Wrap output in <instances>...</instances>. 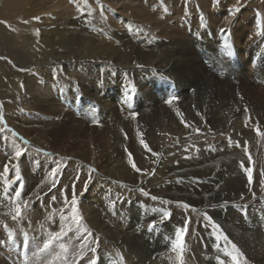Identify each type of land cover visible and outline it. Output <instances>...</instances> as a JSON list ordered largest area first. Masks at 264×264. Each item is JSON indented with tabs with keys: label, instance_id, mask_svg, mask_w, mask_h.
<instances>
[{
	"label": "bare ground",
	"instance_id": "6f19581e",
	"mask_svg": "<svg viewBox=\"0 0 264 264\" xmlns=\"http://www.w3.org/2000/svg\"><path fill=\"white\" fill-rule=\"evenodd\" d=\"M64 1L59 0L53 3L54 7L48 5L52 3L51 0H16V3L13 2L14 7L18 5L21 10H24L23 13L27 17L24 19L32 20V17L36 18L47 12L56 17V19L39 17L40 20H36L35 23H28L29 35H27L19 33L15 26L9 22L12 20V14L9 13L11 11L9 7H12V3L9 0H0V21L6 22V24H0V57L10 59L15 57V60L0 59V103L6 109V119H8L9 124L13 125L18 134L30 142L31 147L33 146L27 148L12 134L5 132L4 129L0 131V149L3 146L5 151V153L0 151V221L9 222L12 220L11 213L16 201L10 200L9 197L14 196L18 184L25 183L28 185L27 188L23 185L21 193V199L26 202L29 195H31L29 198L33 197L34 199V197H38L42 189L44 190L45 187L52 184L51 171L56 169L60 163L57 162V159L36 155L35 151L41 149L47 152L53 151L60 158H68V161L62 176H60L61 179L65 180L62 188L57 189L56 186L53 188L56 194L60 193V198L56 199L57 195L48 193L42 199L43 202L41 203L43 204L38 205L40 206V213L48 218L60 210L63 216L69 217L71 215L69 206L64 203V198L67 196L70 201L73 192H75L79 202L80 214L83 217V226L90 229L92 233H96L103 242L108 240L111 243L110 246L116 250L120 260L123 256V261H121L123 264H145L148 260L144 256V254L146 255L144 248L129 241L159 235L156 234L159 227H165L170 229L171 233H175L181 224L183 226L186 224L187 219L180 208L177 209L176 215L171 214V221L168 219L162 223L159 222L163 216V211L169 212L170 210L165 208L162 202L164 199L174 203L177 201L188 203L192 208L199 207L203 210L209 208L211 204L219 202L220 205H226L230 211H227L226 214L220 210L213 212L216 214L213 215V218L220 220L226 216L225 225L230 231H233L231 234L234 243L238 248L241 247L244 250V255L248 261L252 264H264V235L253 234L254 236L246 238L245 233L242 234L241 232L242 229L250 231V228H247L249 225L244 226L245 224L236 219L237 210L235 208L242 203L240 199L243 196L250 195L252 192L262 194L256 201L261 202L260 199H264V191L261 190L260 184L262 178L256 172L260 157L254 148L256 145L254 138L258 135L254 134L252 129L258 124L261 131L264 132V95L261 97L249 89L246 81L263 79L255 76L259 72H250L248 75L249 72L242 70V65L238 70H234L239 59L241 64L250 65L251 70L256 69L254 61L257 48L255 43L248 42L240 47L239 43L235 42L238 48L235 44L234 46L236 50L239 49L240 55L234 57L232 54L224 55L220 51L217 53V49L212 53L206 49L211 50L205 44L206 48L197 44L190 45L191 42L193 43L195 35L203 31L206 34V27L212 32L216 41V35L221 32V29H228L236 22L243 25L244 33L251 34L252 31L256 33L260 29V23L253 15H249L252 9L238 12L232 16L231 13L227 12V9H232L229 6L237 0H227L225 4H222L224 1L221 3V0L218 4L214 3V0H163V3L173 11L174 21L181 29L167 33L166 27L163 29L160 27L161 36L169 38H162V42L166 45L168 42L176 40L175 43L173 42L174 44L172 43L173 46H179L182 50L176 52L167 50L163 56L165 63H161L160 61H163L161 57L154 58L159 60L157 62L152 60L139 61L142 59L140 54L132 56L134 60L125 59L121 55L115 54L111 49L106 51V47H99L103 40L95 38V36L94 38L87 37L86 31V33L83 32L84 35L81 34L78 29L79 22L78 26L75 27L74 23H65L60 19L62 5L68 6V4L65 5ZM120 1L121 3L119 2L117 5L125 6L135 19L150 22L152 25L155 24L156 17L153 16L151 19L144 17L145 13L150 10L158 12L155 7L157 5L151 0L147 1V5L144 4L146 0ZM71 2L76 9L82 6V1L71 0ZM42 4L47 6H42ZM26 6L28 9H24ZM41 6L44 8L42 9ZM158 7L159 11H165L161 8V4ZM201 12L204 15L203 18L200 16ZM258 15L256 16L258 17ZM159 17H161L159 20H165L164 17L166 16L160 15ZM203 21L206 23L204 27L202 26ZM81 22L83 23V21ZM163 23L160 20L161 26ZM108 26L110 27V24ZM71 27L74 28L71 29ZM119 29L125 28L119 27ZM37 30L40 31L39 35L36 34ZM226 50L227 52L230 50L228 43L224 51ZM247 51L250 55L245 60L243 56ZM203 60L206 62L205 65L202 64ZM33 61H40L43 64L32 67H30L32 63L26 65V63ZM248 61L250 63H247ZM115 63L121 65L119 68H122L119 71H117V67L115 68ZM143 64L146 68L137 74L134 73L133 68ZM262 64H264V59ZM56 65H58V69H56ZM21 68L26 70L20 71ZM158 70L159 73L164 71L168 79L174 80L178 84L179 92L176 96H168L169 93L164 92L160 86H154L153 89L159 87L161 92L149 90V87V89L146 88L148 82L157 78L151 72H158ZM124 71L128 74H124ZM131 74L136 75V80L131 78ZM163 76L162 78H164ZM262 85L264 86V84ZM123 90L141 92L137 98L128 99L122 93ZM193 90L197 92L193 93ZM253 90L256 91V88ZM257 91L264 93V89ZM173 97L176 98L173 103H167ZM79 106L81 108L77 110ZM245 109L251 111L248 127L242 126L244 117L248 115L247 113L245 115ZM185 124H188V127H185ZM197 128L200 131L214 133L217 134L216 136L224 135L225 137L214 142V148L191 152V155L184 159L186 154L184 150L175 154H168V149H171L173 144L179 143L185 136L193 137L196 135L197 132L194 129ZM0 129H2L1 126ZM142 139L148 144L151 151L143 147ZM230 139L231 144L229 143ZM260 141L261 145L264 146V138ZM236 143H239L241 147H236ZM244 147H247L248 154H251L253 163L248 162L247 156L242 150ZM16 148L25 149V155L18 162L12 159ZM152 152L159 153V156H153ZM129 153L132 154L133 162L141 168L142 172L146 173L145 175L137 173L131 167ZM241 161L245 163L246 167L253 169L251 187L245 179L246 174L240 168ZM6 164L9 167L8 173L3 171ZM14 164H18L21 171L22 181L20 182L15 180ZM87 165L97 172H94L95 174L87 172L85 175L89 183H87L85 200L82 201L83 172ZM153 171H156L155 175L150 177L154 173ZM76 173L81 174L79 177L81 179L72 182ZM89 175H91V180H89ZM55 180L57 179L55 178ZM183 180L186 181L182 182ZM114 181L125 185L127 190L128 188L129 190L144 188L150 196H157L160 201H152L145 196H136L135 193L131 192L128 194L129 192L127 193L126 190L117 189L113 185ZM73 184L75 185L74 188ZM197 186L201 188V195L199 194L200 188L197 189ZM64 190L65 193L62 194ZM53 196L56 201H59L56 202L58 203L57 206L55 203L56 208L49 205ZM248 200L244 202L247 203ZM249 204L255 205L253 201ZM242 210L238 214H241ZM24 213L25 208L23 209V218L19 222L12 220L9 223L14 227L17 226L20 230H24V225H27ZM34 222L36 223L35 220ZM70 222V220L61 221L65 228ZM153 223L156 224L155 228H151ZM201 228L203 233H209L208 227L203 225ZM191 242L193 241L191 240ZM197 242L199 243V240ZM152 245L159 248V243L155 241ZM101 251L104 254H96L98 259L106 260L111 257L105 249ZM165 252H161V255ZM167 252L160 258L158 257L157 261L155 260L156 264H177L176 254L171 249ZM193 256L196 255L193 254ZM113 258L115 257L112 256ZM71 259L69 261L72 264ZM186 263L187 251L185 250L184 264ZM81 264L86 263L82 261Z\"/></svg>",
	"mask_w": 264,
	"mask_h": 264
},
{
	"label": "rangeland",
	"instance_id": "374dc122",
	"mask_svg": "<svg viewBox=\"0 0 264 264\" xmlns=\"http://www.w3.org/2000/svg\"><path fill=\"white\" fill-rule=\"evenodd\" d=\"M51 1H52V3L51 4H48V5L53 6V3L58 2L59 0H51ZM65 1H64L65 5L67 6V4H68V6L69 5L70 6H69V8H67L68 6L65 7L64 5H62L63 9H62V11L60 13L61 16H59L60 19H62L65 23H67V22H69V24L70 23L71 24L74 23L76 25L75 27L78 26V22H79L80 25L78 26V29L80 30L79 32L81 34L84 35V33L87 32L86 33V36L87 37H93L94 38V36H95V38L102 39L103 42L101 43V45L99 47H106V49H105L106 51H109L111 49L115 54L121 55L122 58H125V59H133L132 56L140 54V55H142V59H140L139 61H144V60H148L149 61V60H152L154 62H157L159 60H156V59L158 57H161L163 59V56H165L167 50H171V51H174V52L182 50V48L179 47V46H176V45H175V47L173 46V44L176 42V40L175 41H170L166 45L162 42V38H164V39H169V38L164 37V36L163 37L161 36V29H163V28L166 27L165 30H166L167 33L172 32L175 29H181L180 27L177 26V24L174 21V13H173V11L170 9L169 6H167V5H165L163 3V0H151L155 5H157L155 7L158 9V12L157 11L150 10V11L146 12L145 15H144V17L147 18V19H151L153 16L156 17L157 19H156L154 25H152L150 22H147V21H140V20L135 19L133 17V15L127 11V9H126L125 6H122V5L118 6L117 5L119 2L121 3L120 0H114V1L113 0H99V2H97V0H77V1H82V6L77 7L78 10L75 7H73L74 4L71 2V0H65ZM147 1L148 0L145 1V3H144L145 5H147ZM9 2L12 3V7H9L10 10H11V11H9V13L12 14V20H9V22L13 26H15V29L17 31H19V33H23V34L29 35V30H28L29 24L28 23H35L36 22V19L33 18V17H32V20L31 19H24V17H25V15L23 13L24 10H21L18 5H16L14 7V3L13 2L16 3V0H9ZM226 2H227V0H221V3L222 4H225ZM159 4H161V8L162 9H167L168 8L167 11H164V12L159 11V7H158ZM44 5L42 4V6H44ZM45 6H47V5H45ZM135 6H138V5H135ZM240 6H242V7H240ZM229 7L232 8V9H227V12L228 13H231L232 10L235 9L236 7H240V11L239 12L245 11L247 9H252L249 12V15H253L256 19H258L257 21L260 23V26H263V27L261 28L259 26L260 29L256 33H254L252 31L251 34H248V33H244V27H243V25L241 23H239V22H236L230 28L225 29L226 31L224 33L219 32V34L216 35L217 41L215 40V37L212 34V32H210V30L206 27V34L203 31V32H200L197 35H195L194 36V41H193V43L191 42L190 45L197 44V45H202L205 48H206L205 45H207L208 47L211 48V50L209 48H206V49L208 51L212 52V53H214L216 51V49H217V53H219V51H220V53L222 52V54H224V55H226V54H232L234 57H236V55L239 54L238 53L239 52V49L236 50L234 44L238 48V46H237L238 43H239L240 47H243L242 45L243 44H247L248 42L249 43H255V46L257 48L256 49V52H255L256 58H255V61H254V63L256 64V69L253 68V70H251V66L250 65L241 64L240 63V59H239L236 62L237 65L234 68V70H238L240 68V66L242 65L241 66L242 70L249 72L248 75L250 74V72L251 73H258L259 72L255 76L256 77H261L264 80V64H262L263 63V59H264V53H263L264 52V33H263L264 32V0H237L235 3H232ZM26 8L28 9V6H26L24 9H26ZM43 8L44 7H42V9ZM69 9H70V11H69ZM63 10H64V12H63ZM252 11H255V12H252ZM166 12H169V13H166ZM154 13H155V15H154ZM159 14L161 16L162 15H165L166 16V17H164L165 20L164 19H160V20H162L164 22L163 23V26H161V24H160L159 18H161V17H159L160 16ZM200 14H201L200 16L203 18V16H204L203 13L201 12ZM256 15H258L259 18ZM70 16L72 18H74V19L76 18V19L74 20ZM129 16H130L131 19L129 18ZM196 16H197V14H196ZM39 17H41V18L50 17L52 19H56V17L54 15H52V14H50L48 12L45 13V14H43V15H39ZM66 17H68V18H66ZM25 18H27V17H25ZM39 20H40V18H39ZM26 21H27V23H25ZM80 21H83V23L82 22L80 23ZM158 21H159V23H158ZM181 21H182V19H181ZM171 22H173V23H171ZM184 22L187 25L186 20ZM109 24H110V27L108 26ZM165 24H167V25H165ZM205 25H206V23H205V21H203L202 22V26L204 27ZM106 26H107V28H105ZM118 26L121 27V28H125V29H121L120 30ZM98 27H99V29H98ZM160 27H161V29H160ZM167 27H169V28L167 29ZM175 27H177V28H175ZM32 28H31V30H32ZM72 28H74V27H71V29ZM157 28H159V29H157ZM261 29H263V30L261 31ZM98 30H100V31H98ZM111 30H113V31H111ZM167 30H169V31H167ZM95 33H97V34H95ZM245 36H247V37H245ZM250 37H251V39H250ZM235 42H237V44ZM103 43H105V44H103ZM156 43H158L159 45H157ZM227 43L229 44V47H230V50H228V52H227V50L224 51L225 48H226V46H227ZM160 45H162V46H160ZM172 46H173V48H172ZM230 51H231V53H230ZM249 55H250V53L247 51L246 54L243 56V59H245V60L248 59ZM198 56H200V55H198ZM154 58H156V59H154ZM226 58L228 59V57H226ZM4 60H15V57H13V59H10V58L7 57V59H4ZM160 62L161 63H165V60L163 59V61H160ZM205 63L206 62L203 60L202 64L205 65ZM247 63H250V61H248ZM30 64H31L30 67L36 66V65H39L40 66V65L43 64V62L33 61V62H30V63H26V65H30ZM145 64H143L142 66L134 67L133 68L134 73L137 74L140 70L143 71L146 68ZM161 65H165V64H161ZM119 66H121V65H118V64L115 63V68L117 67V71H119L122 68V67L119 68ZM56 67H57L56 69L59 68L58 65H56ZM137 68H139V69H137ZM158 69H159V67H158ZM241 72H243V71H241ZM123 73L124 74H128L126 71H124ZM151 73L154 75V77H157V78H155L153 81H150V82L147 83V86H146L147 89L150 88L149 90H153V91L154 90H158V91L161 92V89L160 88H162L164 92H168L169 93L168 96H176V94L179 92V88H178V84L174 80L168 79L167 76H166V73L164 71H161L159 73V70H158V72L152 71ZM163 75H165V76H163ZM130 76H131V78H133L134 80H136V75L135 74H131ZM162 76L164 78H162ZM124 77H126V76H124ZM233 79L234 78L232 77V80ZM263 80H256V81L251 80V79L246 80L247 81V84L249 85L248 88L251 89L252 91H254L255 93H257L258 95H260L261 97H262V95H264V93H262L260 91L261 89H264V86L262 85V84H264V81ZM156 83H158V84H156ZM127 85L132 86L131 84H127ZM260 85H262V86H260ZM154 86H160V88L157 87L156 89H153ZM253 88H256V91L253 90ZM257 90H259L260 93ZM140 92L141 91H138V90H133V91L123 90L122 91V93L125 96H127L128 99H130L131 97L137 98V95ZM196 92L197 91L193 90V93H196ZM75 106H76V104H75ZM80 108H81V106H79L77 110H79ZM75 110H76V108H75ZM246 113L248 115L246 117H244V119H243V122H242V126L243 127H248V124L250 122V115H249V113H251V111L250 110L249 111L247 110L245 112V115H246ZM0 115H2L4 117V121L6 122V126H7L5 128V124H0V126L2 127V129H4V131L7 132V133H9V134H12V133L9 132V131H7V129H12L13 131H15L18 134V131L15 130V128L13 127V125H10L9 122H8V119H6L7 113H6V109L5 108H3V107L0 108ZM257 125L258 124H256V126ZM256 126H253L252 127L254 134H256ZM259 129L261 131L260 126H259ZM197 134L194 135L193 137L185 136L184 138H186V139L183 138V139L180 140V142L182 144L180 142L177 143V144L175 143V144H173V147L171 149H168V152L169 153L166 152V150H165V152L168 153V154H175L176 152H178L180 150H184L185 151V148H187V149L189 148L187 150L188 152L185 151L186 154L183 157V159H184V158H187L189 155H191V152H198L197 149H199V151H201V150H207V149L214 148L215 147L214 146V142H218V141L222 140L223 137H225L224 135H222V136L221 135L220 136H216L217 134H214V133L212 134V133L205 132V131H200ZM218 134H220V133H218ZM19 137H22V136L20 134H18V136H16L15 138L22 145H25L23 143V141H21L19 139ZM254 139H255V144H256L254 148H255V151L257 153H259V155L258 154L257 155L260 157L259 158L260 161L258 160V168H257V171L256 172L259 175V177H261L262 179H264V177H262L259 174L262 170H264V160H263L264 159V156H263L264 155V146L261 145V141H260L263 138H261L260 136H255ZM25 146L27 148L31 147L30 142L28 141V144L25 145ZM202 146H204V147H202ZM179 147H181V148H179ZM0 151L3 152V153H5L3 146L1 147ZM170 151H172V152H170ZM44 152H47V151H44V150L41 151V152L35 151V154L36 155H40L42 157L57 159V162L59 161V163H60L59 164V169H60L59 176L57 175V177H56V179H57L56 182L57 183H55L56 185H53V183H52L48 187H45L44 190L42 189V191L38 195V197H34V199H33V197L32 198H29L31 195H29L27 197V207L25 208V213H24L25 214V222H26L27 225H24V228H23L24 230H20V229L17 228V226L14 227V225L10 224L9 222H11L12 220H10L9 222L8 221H0V264H65V261L62 258H58V257H62L63 256V252H62V249H61V244H63L67 248V250H68L67 251V256H68L69 259L67 261V264H71V262L69 261L70 258L77 257L78 256V253H79L78 251H80L79 244L81 243L83 237L80 238V239L75 238L76 237L75 228H74L75 226L72 224V222H70L71 224L69 223V225L66 226V229H71V230H69V232H67L68 234L66 236H64L62 240H59L60 242L59 241H54L53 244L50 245L49 248H47L48 251H49V253H48L47 249H44V244L49 239L50 234L55 233V232H57V231L60 230V227L59 226H61V219H60V217L62 215V212H60V210H57L56 213L53 215L54 217L51 216L52 219L49 220L48 218H45L43 216V213H40L41 210H39L40 209V206H38V205L43 204V203H41V202H43L42 199H43V197H46L48 193L50 195L54 194V196L57 195L56 196V199H59L60 198V193H57L56 194L55 191L53 190V188L55 186H56L57 189L58 188H62L63 183L65 182V180L64 179H61L60 176H62L61 174H63V172L65 170V165H66V163L68 161V158L67 159L66 158H64V159L63 158H60L59 155L58 154H55L53 151L47 152V153H51V155H47V156L44 155ZM164 153H163V155H165ZM245 155L247 156L246 153H245ZM6 157H8V154H6ZM259 163H261V164H259ZM61 168H62V170H61ZM85 168L86 169L83 172V176H84V180H83V183H82L83 184V187H84L85 184L89 183L88 182V179L85 177V175L87 174V172H90V169H93L92 167H90L88 165L85 166ZM259 170H261V171L259 172ZM96 172L97 171H95V173ZM153 172L154 173H152L150 175V177H153L155 175V172L156 171H153ZM92 173L95 174L94 172H92ZM76 175H77V173H76ZM76 175L74 174V176H73L74 179H72V182H75L76 181L75 180V176ZM80 175L81 174L79 173V177H81ZM79 179H81V178H79ZM245 179L247 180V176H245ZM184 181H186V180H183L182 182H184ZM117 183L118 182L114 181L113 182V185L117 189H119V190H126L127 193L129 192L128 194H130V192L131 193H135L136 196H139V195L140 196H144L143 193L141 191H139L140 188H135L133 190L130 189V190H132V191H130L129 188H128V190L125 189V185H123L121 183H118V184ZM23 185L26 188L28 187V185L25 184V183H23ZM199 188H200V186H197V189H199ZM216 189H217V187L215 188V190ZM64 193H65V190L62 192V194H64ZM86 193H87V189L84 187V190L81 192V196H82V199L81 200L82 201L85 200ZM201 193L202 192H201V188H200L199 189V194L201 195ZM253 193H255V196H253ZM258 194L259 193H257V192H252L250 195L243 196L240 199L242 201V203H240L239 206H235V208L237 210V213H236L237 217H236V219L237 220L239 219L238 221H241L243 224H245L244 226L249 225V227H247V228H250V231L248 229H246V230L245 229H242V232H241L242 234L245 233L244 236H246V238H248L250 236L252 237V236H254L256 234L257 235H264V233H262V232H264V199H260L261 202L256 201V199L258 197L262 196V194H259V195ZM145 197L148 198V199H150V200H152L150 195L149 196H145ZM251 198H252V201L254 202V204L256 206L249 204L250 202H252V201H250ZM56 199L54 200L55 202L51 199V201L49 202V205L55 206V203L56 202H59V201H56ZM240 200H238V201H240ZM246 200H248L249 202L245 203L244 201H246ZM164 201H165V199H164ZM57 204L58 203H56V206H57ZM217 204H213V205H215V207H212V204H211V206L209 208H206V209L203 210L202 208L200 209L199 207H193V208L191 207L189 209H184L182 207V205H178L177 203H174V202L169 203L168 205L164 203L165 208H169L171 210V211L169 210V212L172 215H176L177 209L180 208V209L183 210L184 217L187 219V221H190V223H187V228H188L190 234L187 232L186 238H185V244H186L185 245V250L187 251V263L186 264H196V263L197 264H206V263L207 264H220V261L221 260H223L225 262V264H227V263L228 264H232L231 258L229 257L230 258L229 259L227 256L225 257V255L223 254V252L219 251L216 248V244L219 243V242H220L219 244L221 245L222 248L225 247V245H224V242L222 240L219 241V242H217L215 240V236H214L215 234L212 232L210 225L207 226L210 229L209 230V233L208 232L207 233H203V231L201 230L202 229L201 227L203 225L204 226L206 225V221L203 219L204 218L203 213L206 212L209 215L212 214L211 216L213 217V215H216L214 213L217 212V211H219V210L222 211L223 213L225 212V214H226L227 211H230L229 208L226 205H223V204L220 205V202L217 203ZM257 205H262V206H257ZM56 206H55V208H56ZM253 206H255V207L252 208ZM209 209H211V210H209ZM241 209H243L242 212H241V214H238ZM29 212H31L32 214H30ZM163 212H165V211H163ZM259 213L262 214V215H260ZM29 214H30V216H29ZM242 214H243V216H242ZM223 218H221L220 220H218L216 218H214V219H215L216 222H218L222 226L223 230L226 232V234L229 236V238L233 242H235L233 240V237H232V234H231V233H233V231H230V229L228 227H226V225H225L226 216H223ZM34 220L36 221V223L38 224V226H36L37 224L34 222ZM166 220L171 221L172 220V217L166 219V218H164V216H162L161 219H159V222L162 223V222H164ZM57 223H58V225H57ZM5 224L8 225V230L7 231L4 228V225ZM33 224H35V225H33ZM41 225H43V228L41 227ZM184 226H185V224H184ZM40 227H41V229H39ZM68 227H70V228H68ZM181 227H183V224H181ZM26 230H28L29 232L26 231ZM191 230H193V231H191ZM9 231L12 233V235H11L10 238H9V235H8V232ZM41 231H42V233H41ZM25 233H27L26 236L24 235ZM156 234H159V235H152V236H147V237H145L143 239H141V238L140 239H136L137 241H129L130 243H133V244H137V245L139 244L138 246L144 248V251H145L144 253H146V255L144 254V256L148 258V260H147V262L145 264H156L157 258L158 257L160 258L162 255L167 254L168 253L167 251L171 249V246L170 245H171L172 239H174L175 233H171L170 232V229H167L165 227H159V230L158 231L156 230ZM201 235H203V236H201ZM208 235H210V236L208 237ZM93 237H98V236H97L96 233H93ZM191 240L193 242H191ZM198 240H199V243L197 242ZM99 241L101 242L102 245L101 244L99 245V248L97 249V254H104V252H102L101 250L102 249H105L108 252V253L107 252H105V253H107V254H109V256H111V257H109L106 260L105 259H98L99 264H123L121 262V260L119 259L116 250L112 246H110L111 243L108 240H105V242H103L101 239H99ZM154 241L156 243H159V248L154 247L152 245ZM215 241L217 243H214ZM200 243L201 244L203 243V244L201 245ZM67 244H68V246H67ZM164 244H166V245H164ZM73 245H75L76 247L73 246ZM103 245L104 246L106 245L108 247L105 246L106 247L105 248ZM33 247H35V248H33ZM205 248L208 251H204V250H206ZM159 249H161V250H159ZM239 249L241 250V252L243 254H245L244 250L241 247H239ZM31 250H32V252H31ZM198 250H200V251H198ZM163 251H166V252L161 255V252H163ZM156 252H157V254H155ZM158 253H159V256H158ZM191 253H192V255H191ZM210 253H211V255H210ZM72 254H73V256H72ZM193 254L196 255V256H193ZM204 254H205V256H204ZM207 254H208V256H207ZM212 254H214V255H212ZM91 255H92V253L88 252L87 254H85V256L83 257V259L80 258L77 261H75V264H81L82 261H85V263H86L88 257H90ZM112 256L115 257V258H113L114 260L112 259ZM244 256H243V258H241V264H242V262L244 264V261L247 259V257L246 256L244 257ZM25 257H27V259H25ZM47 259H48V261H47ZM49 261H50V263H49ZM71 261L73 262V259H71ZM53 262H55V263H53ZM57 262H60V263H57ZM134 264H140V263H134ZM246 264H252V263H250L248 261V259H247L246 260Z\"/></svg>",
	"mask_w": 264,
	"mask_h": 264
},
{
	"label": "snow or ice",
	"instance_id": "6c2138e0",
	"mask_svg": "<svg viewBox=\"0 0 264 264\" xmlns=\"http://www.w3.org/2000/svg\"><path fill=\"white\" fill-rule=\"evenodd\" d=\"M97 2H99V0H97ZM214 3L218 4L219 0H214ZM165 11H167V9H165ZM239 11H240V8L236 7L235 9L232 10L231 15L235 16L236 13H238ZM35 19L39 20V17H36ZM25 23H27V21ZM0 24H6V22L0 21ZM225 31H226L225 29H221L222 33H224ZM36 34L39 35L38 30H37ZM0 59H7V57H0ZM8 62L12 63L11 61H8ZM19 70L25 71L26 69L21 68ZM21 87H23V85H21ZM175 99L176 98L173 97L172 99H169L167 101V103L172 104L173 100H175ZM2 107H3V105L0 104V108H2ZM245 111H247V110L245 109ZM0 124H5V128L7 127L6 122L4 121V117L2 115H0ZM185 127H188V124H185ZM0 131H3V129H0ZM7 131L11 132L14 137L18 136V134L15 131H13L12 129H7ZM194 131L199 133L200 129L197 128V129H194ZM256 134L258 136H260L261 138H264V132L260 131L259 125L256 126ZM19 139L21 141H23V143L25 145L28 144V141L25 140L23 137H19ZM229 143L230 144L232 143L231 139H230ZM141 144L143 145V147L145 149H147L148 151H151L148 144L145 143L143 141V139L141 140ZM236 147H241V145L239 143H236ZM187 150L188 149L185 148V151H187ZM242 150L247 154L248 162L253 163V158H252L251 154H248L247 147H244ZM41 151H42L41 149H37V152H41ZM197 151H199V149H197ZM24 155H25V149L16 148V150L12 156V159L18 162L21 159V157ZM44 155H46V156L51 155V153L44 152ZM152 155L158 157L159 153L152 152ZM9 163H11V161H9ZM129 163L131 164V167L137 173H140L141 175L146 174V173L142 172L141 168L137 167L136 163L133 162V158H132L131 153H129ZM13 168H14L15 180L17 182L22 181L21 171L19 169L18 164H14ZM240 168L246 174L248 185L251 187V185L253 184V169L250 167H246L245 163L243 161L240 162ZM3 171L5 173L9 172V167L7 164L4 166ZM59 171H60L59 166L56 169L51 171V176L53 177V181H52L53 185H55V183H56L55 178L57 177ZM95 171H96L95 169H90V173L95 172ZM260 175L262 177H264V171H261ZM75 180L76 181L79 180V173H77V175L75 176ZM89 180H91V175H89ZM260 184H261V190L264 191V179L260 180ZM74 187H75V185L73 184V188ZM84 187L87 188V184H85ZM22 190H23V184L20 183L17 186V190L14 192V196L9 197L10 200L14 199L16 201L13 212L11 213V215H12V220L17 221V222H19L23 218V209L27 207V202L23 201L21 199ZM139 191H141L144 196H149V193L147 191H145L143 188L139 189ZM253 196H255V193H253ZM151 199L153 201H156L159 198L157 196H151ZM52 200L53 201L55 200L54 196L52 197ZM162 202L165 204L172 203V201H167V200L162 201ZM64 203L69 206V212L71 215L69 217H65V216L61 215V217H60L61 221L70 220L72 222V224L75 226L76 238L80 239L81 237H83L81 243L79 244L80 251L78 253V256L72 258L73 264H75L76 260L83 258L85 256V254L88 252L92 253V255L90 257H88L86 264H99V261H98L96 254H97V249L99 247L100 241H99L98 237H93V233L91 232L90 229L83 226V224H82L83 217L80 214L79 202L76 199L75 192H73V195H72V198L70 201L68 200L67 196H65ZM176 203L178 205H182V207L184 209H189L192 207L188 203H183V202H179V201H177ZM212 207H215V205H212ZM163 216H164V218H170L171 213L168 211H165L163 213ZM203 216H204V220L206 221L205 226L206 227L209 225L211 226V230L215 234V240L217 242H219L221 240L224 242L225 247L222 248L221 245L219 243H217L216 244L217 249L219 251L223 252V254L225 256L230 257L232 260V264H241V258L244 256V254L241 252V250L238 248V246L229 238V236L223 230L222 226L218 222H216L211 215H209L208 213L205 212V213H203ZM48 219L51 220L52 217L49 216ZM187 223H190V221H187L185 226L180 227L179 229H177L175 231L174 239H172V241H171V251L176 254L177 264H184L185 238H186V234L188 232ZM41 227L43 228V225H41ZM155 227H156V224L153 223L151 225V228H155ZM4 228L7 231L8 225L5 224ZM69 230H71V229H66L64 224L61 223L60 230L55 232V233L50 234L49 239L44 244V249L49 248V246L52 245L54 241L62 240L63 237L67 235V232ZM8 235L10 238L12 233L9 231ZM24 235L26 236L27 233H25ZM61 249L63 252V256L58 257V258H62L65 261V264H67V261L69 259L67 256L68 250L63 244H61ZM25 259H27V257H25ZM121 261H123V256H121ZM220 264H224V261L221 260ZM244 264H246V260L244 261Z\"/></svg>",
	"mask_w": 264,
	"mask_h": 264
}]
</instances>
